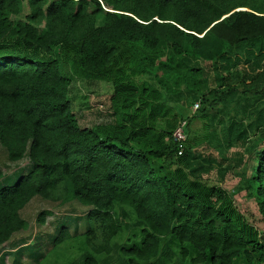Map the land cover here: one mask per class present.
<instances>
[{
  "label": "trees",
  "instance_id": "trees-1",
  "mask_svg": "<svg viewBox=\"0 0 264 264\" xmlns=\"http://www.w3.org/2000/svg\"><path fill=\"white\" fill-rule=\"evenodd\" d=\"M25 4L28 13L12 20L22 0H0V145L8 161L26 155L30 163L25 175L0 189V247L26 229L19 216L24 205L34 196L54 199L61 186V194L69 191L91 207L83 241L94 256L108 255L122 231L112 211L118 206L130 208L141 225L139 240L119 249L125 264L149 262L166 241L187 264H264V150H256L264 136L244 147L254 166L249 173L245 165L236 170L226 191L192 173L190 154L211 132L198 121L196 134L189 108L167 98L182 88L201 92L200 69L186 67L184 58L264 41V0ZM74 77L111 87L108 122L78 126L67 99ZM232 90L234 102L264 99V84ZM181 123L177 156L171 135ZM47 215L40 211L35 223ZM66 233L61 228L53 245ZM23 248L36 264L41 251L28 245L14 250L13 264ZM82 264L97 261L88 255Z\"/></svg>",
  "mask_w": 264,
  "mask_h": 264
},
{
  "label": "rangeland",
  "instance_id": "rangeland-1",
  "mask_svg": "<svg viewBox=\"0 0 264 264\" xmlns=\"http://www.w3.org/2000/svg\"><path fill=\"white\" fill-rule=\"evenodd\" d=\"M27 13L25 0H22L21 13L11 19L21 20ZM205 54L203 59L186 57L183 60L186 67L200 69L201 92L194 94L182 88L176 94L167 95V98L179 99L181 105L189 108L190 115L194 117L190 123L195 125L192 129L196 134L200 132L198 121H203L211 132L205 143L197 140L199 145L190 154L193 158L190 162L192 173L202 179L207 178L227 191L236 170L245 165L246 173H249L254 166L253 153L244 154V147L255 137L264 136V99L234 102L232 90L264 84V41L246 42L228 50L219 46L209 47ZM218 92H224L219 103L210 106L209 103ZM110 94L111 87L108 84L73 78L67 99L79 127L109 121ZM202 110L203 116L201 114V117L196 118ZM256 150H264V142ZM29 169L30 163L26 155L19 161L10 162L6 158L5 149L0 145V189L11 187ZM61 184L63 182L59 185ZM60 189L61 186L54 192V199L34 196L20 210L19 216L27 226L25 230L14 233L0 249V258L7 254L3 257L2 264H13L14 250L27 245L41 251V257L35 258L36 264H82L83 258L88 255L95 257L97 264H125L119 249L137 242L138 230L141 228L131 209L114 206L113 215L121 224L122 231L111 240L108 255L94 256L83 241L86 231L85 216L91 207L72 199L69 191L61 194ZM40 211L48 214L42 225L35 223V217ZM214 227L217 230L220 224L214 221ZM61 228L66 230V236L63 235L62 241L53 245ZM21 253L19 264H34L32 251L23 248ZM142 264L187 263L179 261L177 249L166 241L160 244L156 258Z\"/></svg>",
  "mask_w": 264,
  "mask_h": 264
},
{
  "label": "built area",
  "instance_id": "built-area-1",
  "mask_svg": "<svg viewBox=\"0 0 264 264\" xmlns=\"http://www.w3.org/2000/svg\"><path fill=\"white\" fill-rule=\"evenodd\" d=\"M196 108V105H194ZM183 123H181L180 126H178L173 132H172V140L177 145V152L176 155L179 156L182 153V142L184 140V132H183Z\"/></svg>",
  "mask_w": 264,
  "mask_h": 264
},
{
  "label": "crops",
  "instance_id": "crops-1",
  "mask_svg": "<svg viewBox=\"0 0 264 264\" xmlns=\"http://www.w3.org/2000/svg\"><path fill=\"white\" fill-rule=\"evenodd\" d=\"M19 213H20V211H19ZM2 247H4V245H2V246L0 247V249H1Z\"/></svg>",
  "mask_w": 264,
  "mask_h": 264
}]
</instances>
